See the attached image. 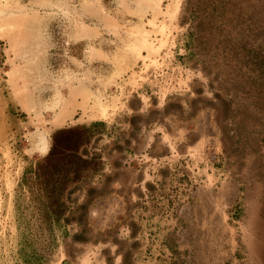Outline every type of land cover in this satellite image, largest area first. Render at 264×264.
I'll return each mask as SVG.
<instances>
[{
  "label": "rangeland",
  "instance_id": "374dc122",
  "mask_svg": "<svg viewBox=\"0 0 264 264\" xmlns=\"http://www.w3.org/2000/svg\"><path fill=\"white\" fill-rule=\"evenodd\" d=\"M0 264H264V0H0Z\"/></svg>",
  "mask_w": 264,
  "mask_h": 264
}]
</instances>
